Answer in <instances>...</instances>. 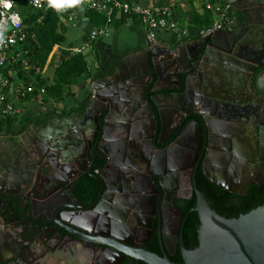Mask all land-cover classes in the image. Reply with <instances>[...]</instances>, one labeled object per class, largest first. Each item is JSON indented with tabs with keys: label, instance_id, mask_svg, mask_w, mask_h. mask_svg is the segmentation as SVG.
Masks as SVG:
<instances>
[{
	"label": "flooded vegetation",
	"instance_id": "af4514ba",
	"mask_svg": "<svg viewBox=\"0 0 264 264\" xmlns=\"http://www.w3.org/2000/svg\"><path fill=\"white\" fill-rule=\"evenodd\" d=\"M234 7L236 21L241 22L243 14ZM246 26L249 30L239 37L234 54L224 60L228 67L227 81L237 89L243 84L244 92L218 91L216 78L211 84L215 95L243 101L252 99V113L246 109L238 114L228 113L234 106L231 102H221L217 106L225 112L220 114L180 117L159 114L156 110L152 117L142 107L133 112V102L126 101L125 113L109 120L107 115H100L98 131L94 117L83 121L76 118L88 107L67 116L74 117L72 136L83 141L84 149L69 155L70 164L64 178L59 180L67 185V192L59 195L61 203L53 205L50 216L45 217L47 222H53L51 226L43 224L45 207L34 197L42 196L43 188L29 182L27 177L28 170L33 168L37 172L38 169L30 163L34 153L44 149H28L27 145L38 146L45 134L44 127L58 123H33L23 137L25 143H17L21 148L13 149L10 143L9 149L1 150L0 166L9 168L10 174L0 177V264H147L123 254L119 247L132 252L147 249L162 257L183 259L181 243L185 244L188 219L185 217L194 207L187 215L185 211L191 203H197V191L206 195L204 187L214 185L215 206L231 215L257 207L264 200V95L254 92L251 77L246 81L240 78L247 73L253 75L244 67V57L251 56L264 63V45L260 41V26L255 22ZM202 39L179 47L170 46L176 53L169 52L173 58L163 64L173 80L162 84L180 85L175 74L177 71L185 73L186 61L191 64L193 58L201 57L203 48L198 47L197 42ZM146 42L162 45L156 41ZM144 49L143 45L130 51L122 60L141 55ZM257 68L254 77L260 76V87L264 90V65ZM193 73L191 69L183 75L184 84ZM190 78L197 83L196 76ZM136 85L142 87L140 83ZM115 87L124 91L120 83ZM166 92L173 91L162 90L152 96L164 103ZM197 107L207 108L204 100ZM141 110L145 113H140ZM211 152L212 177L236 192L223 189L206 177ZM50 162L53 163V159ZM242 163H245L244 168ZM153 173L160 174V179ZM149 176L153 177L152 181ZM18 179L24 181L20 187H17ZM30 196L35 206L33 212L27 210ZM64 207L71 209L66 213L68 218L83 231L59 221V208ZM181 212L183 222L179 218ZM97 238L113 243L116 248L93 243Z\"/></svg>",
	"mask_w": 264,
	"mask_h": 264
},
{
	"label": "water",
	"instance_id": "95a60500",
	"mask_svg": "<svg viewBox=\"0 0 264 264\" xmlns=\"http://www.w3.org/2000/svg\"><path fill=\"white\" fill-rule=\"evenodd\" d=\"M228 1L239 8L243 14V19L241 22L236 21L211 35L203 37L200 42H197L198 47L203 48V53L200 58H197V56L193 58L191 64L186 61L187 70H185V73H187L191 69H194V73L191 75L196 76L197 83L189 75L186 78V84H184L183 75L185 73H178L177 71L175 80L180 84L179 86L162 84L164 81L173 80V75L168 73V68L163 62L166 61L167 63V61L173 58V55L168 54L169 52L174 54L176 51L166 45L145 42V49L141 55L128 56L126 58L127 61L121 60L117 66V71L112 77L98 80L103 86H94L95 91L90 105L84 113L76 115V118L83 121L87 117H94L96 130L98 131L100 128V115H107L106 119L109 120L117 114L125 113V107L128 105L126 101L133 102V112H137L138 108L142 107L152 117H154L156 110L159 114H177L180 117L186 115L220 114L225 112L222 107L218 108L217 106L221 102H231L232 106H234V109L228 111V113H242L241 110L243 109L251 112L254 104L252 99L243 101L215 95L213 93L215 87L211 83L216 78L219 81L216 90L226 93L232 91L234 94H242L244 92L245 88L243 84L237 89L235 84L230 85L227 81L226 71L228 67L224 60L234 54L233 49H235L239 37L248 32L249 28H247L246 24L250 26L252 22H255L260 26L262 34L260 41L264 45V0ZM161 50H165V52L161 53ZM243 59L245 61L244 67L251 71L253 75L247 73L245 77L240 79L246 81L248 77H251L254 92H260L264 95V90L260 87L262 82L260 76L254 77L258 69L257 65L263 66V61L260 63L251 56L244 57ZM117 83H120L124 91H120L115 87ZM137 83L142 84V87L138 88ZM184 88L185 90L183 91ZM162 90L173 91L163 94L164 103L158 101L157 97L152 96L153 93ZM202 100H204L207 108L203 107L201 109L197 107ZM140 113L144 114L145 112L141 110ZM73 118H59L58 121L61 124L54 126L51 123L50 128L45 126V134L42 136V141L38 146L30 148L27 145L28 149H44L43 152L34 153V159L30 160V163L34 167L36 165L38 169L36 170L37 172L33 168L31 171L28 170L27 177L29 178V182L36 185L39 184L43 188L42 196L34 197L45 207L46 213L42 217L45 226L52 225L53 222H47L45 217L50 216L49 210L52 209L53 205L56 206L60 202L59 195L62 192H67V185L59 180L64 178L65 169L70 164L69 155L73 151L80 152L84 149L83 141L77 136H72L73 130L71 127L73 126ZM59 125H61V130L57 128ZM198 130H200L199 127ZM96 135L97 132H95ZM186 135L188 136V133ZM11 146L14 147L13 149L20 147L15 142H12ZM212 156L213 152L208 156L209 166L207 165V168L209 172H205L206 177L213 184L228 191L236 192L230 186L216 182L212 177L210 173L213 171ZM8 157L9 160L12 158L11 153L8 154ZM51 159H53V163L50 162ZM241 165L244 168L245 163ZM9 174V168L3 165L0 166V177H7ZM152 175H155L157 180L161 177L158 173H153ZM36 176L43 178V181H40L41 178H37ZM148 178L150 181L153 179L152 176ZM23 182L19 180L17 187H20ZM197 195V203L185 217V220L191 213H198L201 222L199 245L197 248L189 250L183 242L181 243L184 260L182 264H264V206H260L238 218L229 219L221 216L212 208L204 193L197 191ZM29 198L27 210L33 212L35 206L32 197L30 196ZM69 211L71 209L68 207L59 208V221L83 231L79 225L68 218L66 213H69ZM179 218L183 222V212L180 213ZM78 239L84 241L83 238L78 237ZM93 243L116 248L113 243L99 240V238L93 241ZM119 249L123 254L131 255L147 264H177L172 262L167 255L162 257L147 249H139L133 252L123 247H119Z\"/></svg>",
	"mask_w": 264,
	"mask_h": 264
},
{
	"label": "trees",
	"instance_id": "16d2710c",
	"mask_svg": "<svg viewBox=\"0 0 264 264\" xmlns=\"http://www.w3.org/2000/svg\"><path fill=\"white\" fill-rule=\"evenodd\" d=\"M24 24L29 38L24 44V50L28 51V54L24 56L22 60H26V64L23 61L16 62L10 65L6 69V73L9 71L14 72V79L24 82L26 88L34 87V90L27 94L26 97L21 98L22 101H31L40 94L39 87L47 85V81L39 74L49 64H55V77L52 86H48L46 93L49 96L56 97L58 100H64L63 94L65 88H67L69 95L72 96L71 87L73 84L78 83V80L84 77L91 78L96 81L101 78H108L115 74L117 66L123 57L127 53L114 54L108 63V66L104 70H99L95 74L90 71L88 57L79 53H73L66 51L63 48V44L67 42V33L69 28L62 21V17L56 13L53 7L49 4L42 9L32 12L24 11ZM64 17L68 18V14ZM86 18L91 21L96 27H101L107 23L106 15L100 13L97 10L89 9L86 13ZM130 20L128 15L116 14L115 24L117 26H123ZM214 18L212 13L205 12V14L199 15L194 13L192 22L195 25L202 27H208L212 24ZM137 22H134L136 24ZM35 34V38L32 37ZM30 68V69H28ZM29 70V71H28ZM93 74V75H92ZM92 96L88 97L86 105L82 110L89 106ZM68 99V98H66ZM33 124V122H25L20 117V113L8 114L0 117V135L6 134H21L27 130V128ZM204 179V178H203ZM205 181V179H204ZM205 186L207 199L211 203L212 208L221 216L226 218H238L243 214H247L250 211L264 206V200L259 203L257 207L253 206L241 213L234 215L228 214L225 210H220L215 206L214 201L216 198V187L212 184ZM196 202L190 204L189 208L185 211L187 215ZM200 218L197 212L191 213L187 219L185 229V244L189 250H193L199 245V229ZM171 261L177 264H182L184 261L182 258L173 259Z\"/></svg>",
	"mask_w": 264,
	"mask_h": 264
},
{
	"label": "crops",
	"instance_id": "0c3cea01",
	"mask_svg": "<svg viewBox=\"0 0 264 264\" xmlns=\"http://www.w3.org/2000/svg\"><path fill=\"white\" fill-rule=\"evenodd\" d=\"M94 0H78L77 3L73 4L74 11L76 12V18L74 22H66L65 25L69 28L67 33V42L65 43L70 47H80L85 50L88 55L90 71L95 74L99 70H104L110 62L114 54L128 53L142 47L146 40L145 35L140 33L141 27H136L128 21L123 26H117L114 23L112 30L106 36H101L96 40H91L90 35L97 28L86 18V13L89 10L90 4ZM129 3L142 4L145 6L152 5H173L175 4V15L179 20V24L182 28L179 30L161 31L156 42L166 45L168 47H179L185 44H189L200 38L199 30L202 26L195 25L192 22L194 13L204 15L203 4L204 0H124ZM68 18L65 17V20ZM93 41V42H92ZM92 42V54H90V43ZM85 55V56H86ZM92 74V75H93ZM99 80V79H98ZM93 81L92 77L87 79H81L80 82L73 84L71 91L74 95L73 98L66 100H50L45 101L40 98H34L31 102L17 98L16 96L11 97L15 109L22 111L20 117L25 122L39 123L41 125L47 124L50 121H56L61 124L57 119H63L71 115L80 109H82L87 101L88 97L94 95V86L102 87L103 84ZM1 93V90H0ZM91 103V101H90ZM2 104L0 103V117ZM15 110V111H16ZM17 112V111H16ZM57 128H61L58 126ZM28 131L22 134H6L0 135V152L4 149H9V145L12 142L25 143L23 140L24 135H27ZM40 135H38L39 138ZM40 139V138H39ZM1 155V153H0Z\"/></svg>",
	"mask_w": 264,
	"mask_h": 264
},
{
	"label": "built area",
	"instance_id": "2783aa9c",
	"mask_svg": "<svg viewBox=\"0 0 264 264\" xmlns=\"http://www.w3.org/2000/svg\"><path fill=\"white\" fill-rule=\"evenodd\" d=\"M48 4V0H12V7L5 8L0 3V103L2 104L1 115L15 113V106L11 101L12 96L21 99L34 90V87L25 86L24 82L14 79V72L6 69L21 61L28 54L23 46L29 38V33L24 24L23 9L29 12L42 9ZM63 21L74 22L76 12L73 4L64 3L59 9L53 7ZM89 9H94L106 15L107 23L97 27L91 33V40L109 34L115 23L116 14L128 15L132 23L142 27L146 32L148 41H156L161 31H178L179 20L175 15V4L173 5H152L129 3L124 0H94ZM203 11L213 15V22L208 27L199 30V36L205 37L221 30L236 22L237 12L232 3L228 0H204ZM12 13H18L13 16ZM68 14V20L64 15ZM35 38V34H32ZM75 53H83L82 49H75ZM26 64V60H22ZM12 95V96H11Z\"/></svg>",
	"mask_w": 264,
	"mask_h": 264
},
{
	"label": "rangeland",
	"instance_id": "374dc122",
	"mask_svg": "<svg viewBox=\"0 0 264 264\" xmlns=\"http://www.w3.org/2000/svg\"><path fill=\"white\" fill-rule=\"evenodd\" d=\"M24 11H27V10L26 9H23L22 12H24ZM130 23H131V21H130ZM132 24L134 26H136V27H140L137 23L136 24L132 23ZM111 28H113V27H111ZM179 28H182V26L180 24H179ZM110 30H112V29H110ZM140 33L143 34V35H145V32H144L143 28H142V30H140ZM92 42L90 43V46H89V49H90V54L89 55L92 54V47H91ZM63 48L66 51H71L73 53H75V51H74L75 49H82L80 47L73 48V47L67 46L66 44H63ZM82 50H83V53H81V54L82 55H86L85 50L84 49H82ZM86 56L89 57L88 55H86ZM55 67H56L55 64L51 63L42 72L39 73L47 81V85L46 86H43V87H39L40 94L38 96H36L35 98L38 97V98L43 99L45 101L56 100V97L49 96L46 93L47 87L48 86L49 87L52 86L53 83H54ZM28 69H30V68H28ZM83 79H87V77L82 78V80ZM80 81H81V78L78 80V82H80ZM68 95H69L68 90H67V88H65V91H64V94H63V99L66 100V98H73L74 97V95H72V96H68ZM23 102H25V101H23ZM28 102H31V101H28ZM16 111H17L16 113H21L22 112V111H20L18 109Z\"/></svg>",
	"mask_w": 264,
	"mask_h": 264
},
{
	"label": "clouds",
	"instance_id": "9594fccd",
	"mask_svg": "<svg viewBox=\"0 0 264 264\" xmlns=\"http://www.w3.org/2000/svg\"><path fill=\"white\" fill-rule=\"evenodd\" d=\"M78 0H48V4L50 7H56L57 9L60 8V6L64 3H67L69 5L77 3ZM0 3H3L5 8H11L12 7V0H0ZM37 3H39V0H37ZM13 16L18 17V13H12Z\"/></svg>",
	"mask_w": 264,
	"mask_h": 264
}]
</instances>
